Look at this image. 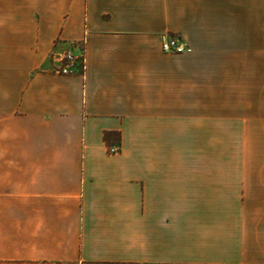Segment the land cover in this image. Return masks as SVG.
Wrapping results in <instances>:
<instances>
[{"label": "crops", "instance_id": "crops-1", "mask_svg": "<svg viewBox=\"0 0 264 264\" xmlns=\"http://www.w3.org/2000/svg\"><path fill=\"white\" fill-rule=\"evenodd\" d=\"M253 61L264 0H0V264H264V166L188 150L215 62Z\"/></svg>", "mask_w": 264, "mask_h": 264}, {"label": "rangeland", "instance_id": "rangeland-1", "mask_svg": "<svg viewBox=\"0 0 264 264\" xmlns=\"http://www.w3.org/2000/svg\"><path fill=\"white\" fill-rule=\"evenodd\" d=\"M210 100L203 140L188 143L194 163L264 166V61L215 62Z\"/></svg>", "mask_w": 264, "mask_h": 264}, {"label": "built area", "instance_id": "built-area-1", "mask_svg": "<svg viewBox=\"0 0 264 264\" xmlns=\"http://www.w3.org/2000/svg\"><path fill=\"white\" fill-rule=\"evenodd\" d=\"M86 40L69 44L56 55V71L61 74H73L84 71L87 63ZM161 47L165 53H189L192 47L180 35L165 33L162 35ZM116 147H109L111 153L117 152Z\"/></svg>", "mask_w": 264, "mask_h": 264}]
</instances>
